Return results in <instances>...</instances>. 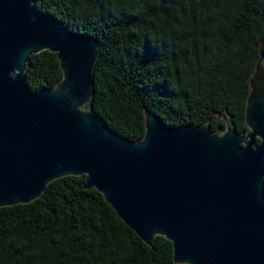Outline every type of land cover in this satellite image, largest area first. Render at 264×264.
I'll use <instances>...</instances> for the list:
<instances>
[{
  "label": "water",
  "instance_id": "water-1",
  "mask_svg": "<svg viewBox=\"0 0 264 264\" xmlns=\"http://www.w3.org/2000/svg\"><path fill=\"white\" fill-rule=\"evenodd\" d=\"M99 49L34 0H0V206L86 175L143 241H172L176 262L264 264V52L249 78L247 132L171 126L146 109L145 134L131 140L93 107ZM42 50L57 53L63 77L32 90L26 69Z\"/></svg>",
  "mask_w": 264,
  "mask_h": 264
},
{
  "label": "trees",
  "instance_id": "trees-1",
  "mask_svg": "<svg viewBox=\"0 0 264 264\" xmlns=\"http://www.w3.org/2000/svg\"><path fill=\"white\" fill-rule=\"evenodd\" d=\"M34 4L98 39L93 107L116 133L141 139L146 109L171 126L222 132L231 122L247 132L249 78L264 52V0ZM26 76L32 90L56 87L63 77L57 53L32 54ZM85 179L63 176L29 203L0 206V264H187L175 261L165 236L143 241Z\"/></svg>",
  "mask_w": 264,
  "mask_h": 264
},
{
  "label": "rangeland",
  "instance_id": "rangeland-1",
  "mask_svg": "<svg viewBox=\"0 0 264 264\" xmlns=\"http://www.w3.org/2000/svg\"><path fill=\"white\" fill-rule=\"evenodd\" d=\"M225 131V130H224ZM223 132V131H222Z\"/></svg>",
  "mask_w": 264,
  "mask_h": 264
}]
</instances>
